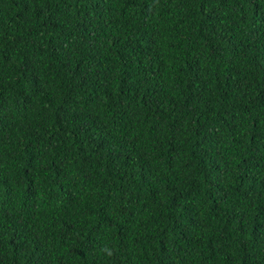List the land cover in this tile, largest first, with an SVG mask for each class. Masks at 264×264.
Listing matches in <instances>:
<instances>
[{
	"label": "trees",
	"instance_id": "1",
	"mask_svg": "<svg viewBox=\"0 0 264 264\" xmlns=\"http://www.w3.org/2000/svg\"><path fill=\"white\" fill-rule=\"evenodd\" d=\"M0 264H264V0H0Z\"/></svg>",
	"mask_w": 264,
	"mask_h": 264
}]
</instances>
